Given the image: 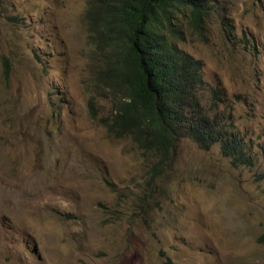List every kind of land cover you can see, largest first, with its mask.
<instances>
[{"label":"rangeland","instance_id":"rangeland-1","mask_svg":"<svg viewBox=\"0 0 264 264\" xmlns=\"http://www.w3.org/2000/svg\"><path fill=\"white\" fill-rule=\"evenodd\" d=\"M89 2L0 0V264H264V0H208L203 36L180 27L252 166L108 132L122 90Z\"/></svg>","mask_w":264,"mask_h":264},{"label":"trees","instance_id":"trees-1","mask_svg":"<svg viewBox=\"0 0 264 264\" xmlns=\"http://www.w3.org/2000/svg\"><path fill=\"white\" fill-rule=\"evenodd\" d=\"M207 4L208 0H90L88 39L101 55L113 49L122 90V102L107 129L162 160L169 159L180 139L189 138L203 149L219 144L224 157L252 166L254 156L231 114L205 104V90L219 95L223 89L207 85L202 62L179 45L185 17L204 35ZM3 63L8 74V60L3 58Z\"/></svg>","mask_w":264,"mask_h":264}]
</instances>
